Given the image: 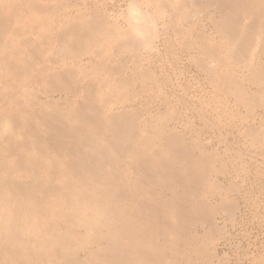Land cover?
Masks as SVG:
<instances>
[{
  "label": "rangeland",
  "instance_id": "1",
  "mask_svg": "<svg viewBox=\"0 0 264 264\" xmlns=\"http://www.w3.org/2000/svg\"><path fill=\"white\" fill-rule=\"evenodd\" d=\"M132 6L157 23L151 51ZM0 28V264H115L87 214L56 209L99 162L96 181L144 185L146 213L183 205L102 247L264 264V0H0Z\"/></svg>",
  "mask_w": 264,
  "mask_h": 264
},
{
  "label": "bare ground",
  "instance_id": "2",
  "mask_svg": "<svg viewBox=\"0 0 264 264\" xmlns=\"http://www.w3.org/2000/svg\"><path fill=\"white\" fill-rule=\"evenodd\" d=\"M8 31L7 28H0V34H6ZM18 136L19 135L16 132L10 133L9 135L13 140H16L15 138ZM40 160L41 158L37 159L36 162H39ZM89 166V164L84 165V168L87 169L85 171H83L84 169H78L77 180L83 182L78 187L79 191H73L71 193L63 192V195L69 193V197L62 198V202L56 209L67 214L68 212L66 211H70V209H73L74 212L77 213L82 212L87 214V221H84L85 223L83 226L79 225V227H83L88 233H93V235H95V239H93L94 242L91 243L99 245V247H96V250L100 252H111L115 264H120L121 261H124L123 264L125 262L126 264H137V261L134 260L138 256V252L134 251V245L138 242L133 243L131 240H128V242H124V244L118 241L113 243L112 239L109 244H104V247H102L100 243H103V239L108 238V235L110 236L111 232L117 230L118 224L124 225V229H131L133 225H140L142 226L143 231H146V226L150 224V219L153 217L152 214H157V219L160 218L166 220L176 218V212L183 209V205L177 203L176 207L173 206V208H169L167 207V204H164L162 205L164 208L162 211L157 208V210L151 214L149 212L146 213L145 211L149 208L151 201L149 195H147L146 188H144V185H141L142 183L131 180L132 185L128 187V181L126 179H123L122 177L111 179V176L101 180V182L96 181V174L98 173V176H100L101 172L105 170V166L102 165V162H99V164L94 163V165ZM93 169H95L96 172H94ZM149 169L150 168H148V170ZM112 170H117V167H112ZM148 170L142 169V176L148 174L150 171ZM123 172L126 173V169ZM90 176H92L94 180H92ZM178 188H180L179 184H175L171 187L174 191ZM46 190L47 188H40L38 192L41 193L44 199L52 198V194L46 195ZM19 194L20 198H22L23 195H26L24 191H19ZM137 197L140 198L136 199ZM75 206L78 209H75ZM103 232H105V234H103ZM123 255L125 256L124 259H122ZM153 261L154 256L150 258L148 263H152Z\"/></svg>",
  "mask_w": 264,
  "mask_h": 264
},
{
  "label": "clouds",
  "instance_id": "3",
  "mask_svg": "<svg viewBox=\"0 0 264 264\" xmlns=\"http://www.w3.org/2000/svg\"><path fill=\"white\" fill-rule=\"evenodd\" d=\"M142 7L132 6L129 9L130 16L136 25L132 34L144 51H151L154 49L155 41L158 38V27L152 16L142 11Z\"/></svg>",
  "mask_w": 264,
  "mask_h": 264
}]
</instances>
